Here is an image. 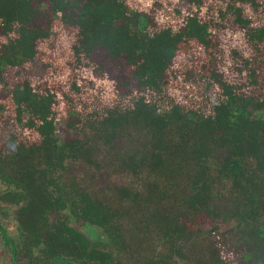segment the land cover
<instances>
[{"label":"trees","instance_id":"16d2710c","mask_svg":"<svg viewBox=\"0 0 264 264\" xmlns=\"http://www.w3.org/2000/svg\"><path fill=\"white\" fill-rule=\"evenodd\" d=\"M148 1L149 8L141 10L128 0H50V18L44 26L31 24L35 10L30 0L0 3V93L4 94L0 190L7 194L10 188H20L29 194L18 210L23 231L57 230L83 241L82 235L51 216V211L73 200L66 193L52 197L46 192L48 179L58 180L62 143L56 141V150L44 158L39 146L61 124L84 140L89 138L88 150L96 146L98 151V145H104L100 140L107 139L112 167L116 160L151 154L155 146L153 162L142 158L148 175L144 187L148 183L162 189L167 197L181 188L184 200L188 192L197 193L192 209L203 212L211 225L169 233L166 243L179 241L170 252L145 237L135 252L89 248L81 264H264V0ZM130 23L136 31L132 39L117 31L124 29L118 28L120 24ZM58 29L73 37L66 84L53 79L57 72L50 52ZM239 33L254 53L248 58L236 48L230 50L237 72L244 70V77L236 81L223 78L218 68L224 38ZM97 49L110 60L124 57L136 71L132 75L138 88L115 95L111 104L101 96V88L79 81L81 67L99 68L100 63L92 60ZM179 52L184 54L180 65L175 63ZM35 61L43 66L40 76L29 73ZM139 100L154 105L158 114L169 116L168 121L153 127L139 123L133 131L86 130V123L106 120L108 111L129 108ZM29 131L38 140L33 142L34 154L18 158L16 151ZM183 178L187 190L180 185ZM83 195L80 202H90ZM95 202H90L95 214L88 219L92 222L95 217L94 223L106 225V209ZM229 212L235 224L227 221ZM246 220L258 222L256 232L245 228Z\"/></svg>","mask_w":264,"mask_h":264},{"label":"rangeland","instance_id":"374dc122","mask_svg":"<svg viewBox=\"0 0 264 264\" xmlns=\"http://www.w3.org/2000/svg\"><path fill=\"white\" fill-rule=\"evenodd\" d=\"M2 1L0 0V3ZM128 2L141 10L149 8L148 0H128ZM30 3L35 10L31 24L44 26L50 18V0H30ZM9 5L10 10H12V6L15 5L14 1L11 4L9 3ZM78 5L81 6L82 2H78ZM185 9L188 10V5ZM118 28H124L116 30L120 33L122 32L126 38L131 37L129 39H132L136 32L132 23L128 25L120 24ZM237 35L224 38V55L221 58V62H219L218 68L223 78L236 79V81L244 77V70L241 73L237 72L232 63L230 50L236 48L242 56L248 58L253 56L254 53L250 44L246 43L241 34ZM72 39L73 37L68 31L58 29L54 47L50 52V57L54 61L57 72L56 77L53 79L64 81L63 84H66L70 71L68 62L72 58ZM196 46L198 45H193L194 50L199 52L200 47ZM183 56L184 54L179 52L175 63L182 64L184 61ZM122 58L116 61L110 60L106 58L101 49L95 50L92 53V60L100 63L99 68L91 66L81 67L84 70L79 76V81L88 84L89 88L92 85L93 89H96V87L101 88L100 90L103 91L101 92V96L104 95L103 99L111 104L114 102V98H116L115 95H127L138 88L132 75V72L136 71L132 66L128 65L124 57ZM42 72L43 66L39 61H35L29 70L31 76H40ZM171 88V92L173 93L174 85ZM212 89L217 90V87L213 86ZM2 96L4 94L0 93V97ZM62 105L61 103V108H63ZM108 112L106 120L103 118L101 122L92 120L90 123H86V130L93 132L97 129L102 133H106L105 131L108 130V127L110 129L113 127H124L126 130L133 131L136 127L140 126L139 123L153 127L161 125L169 119V116L166 114H158L155 106L144 100H139L136 103L132 102L129 108L124 107L122 110H110ZM177 122L179 121L177 120ZM178 124L181 123L179 122ZM63 129L62 127L57 128L53 133V137L49 138L48 141H43V144L39 146L42 158H44L43 155L48 157V155H51L56 150V141L62 143L63 147L60 158L62 162L56 168L58 180L48 179L46 192L52 194V197L57 193H66L74 201L80 202V197L72 191L80 188L83 190L86 198L90 199V202H97H95L96 207L101 206L105 208L106 211L103 213V218L106 219L107 225L110 226L106 233L111 238L110 246H112V249L123 248L129 252H135L143 247L142 240L147 237L152 245H157L159 249L170 252L174 250L173 248L177 246V242L179 241L175 240L171 246L170 243H166L165 239L169 233L178 232L184 227L195 228L201 227L202 224L203 227L211 225V221L205 217L203 212L196 214L192 209V206L197 202V193L194 192L192 194L188 192L184 200L181 188L175 191L172 190L173 193L167 197L162 189L155 190L148 183L144 187L148 175L144 171L145 166L141 163L143 161L142 158H146L145 161L147 163L153 162L157 153L155 146L152 148L151 154L148 153L146 156L138 157L131 156L125 160H116L114 161L115 166L112 167L113 163L110 161V155L112 156V154L110 153V145L107 139L100 140L104 142V145L99 144L98 151H95L96 146L88 150L91 144L89 138L84 140L79 134L76 135L73 131ZM35 135L32 136L31 131L27 132L25 143L16 151L18 158H23L24 153L26 155L30 153L34 154L35 147L33 142H38V140L35 141ZM154 142L158 143V140L155 139ZM115 167L117 170H114ZM119 167L120 171H118ZM186 180L183 178L180 185L182 184V188L185 187L187 190L188 188L184 184ZM106 206H109V209ZM16 208L15 205H11L6 210L9 218L14 217L12 214L15 213ZM229 214L230 212L226 215L227 221L230 224H235V220L231 219ZM75 217L72 225L78 226L82 220L80 217ZM192 220L197 222V224L193 225ZM243 224L246 229L249 228L255 232L257 231L258 222L256 220H246ZM225 227L223 226L222 229H225ZM253 235L257 238L259 237L256 233ZM231 264H235V262L232 261Z\"/></svg>","mask_w":264,"mask_h":264},{"label":"flooded vegetation","instance_id":"af4514ba","mask_svg":"<svg viewBox=\"0 0 264 264\" xmlns=\"http://www.w3.org/2000/svg\"><path fill=\"white\" fill-rule=\"evenodd\" d=\"M59 127L64 126H56L53 133ZM8 191L4 194L0 190V264H81L83 259H87L86 252L89 248L113 250L110 246L111 238L106 233L109 226L94 223V216L92 222L88 219L91 213L95 214V210L90 209V202L65 201V208L51 211V216L56 218L57 223L83 236V241H79L69 234H66V238L57 230L52 233L23 231L18 222V210L27 203L29 194L20 188H10ZM73 191L78 192V189ZM83 194L84 192L78 196L84 198ZM11 205L17 208L12 214L14 217L9 218L6 210ZM75 216L82 220L78 226L72 225Z\"/></svg>","mask_w":264,"mask_h":264}]
</instances>
